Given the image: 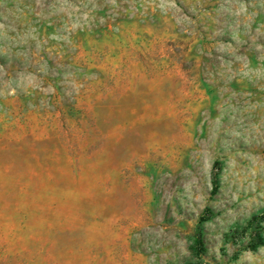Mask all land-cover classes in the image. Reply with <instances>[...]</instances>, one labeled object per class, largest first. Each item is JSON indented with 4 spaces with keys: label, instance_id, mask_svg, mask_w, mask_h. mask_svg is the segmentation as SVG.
<instances>
[{
    "label": "rangeland",
    "instance_id": "374dc122",
    "mask_svg": "<svg viewBox=\"0 0 264 264\" xmlns=\"http://www.w3.org/2000/svg\"><path fill=\"white\" fill-rule=\"evenodd\" d=\"M0 264H264V0H0Z\"/></svg>",
    "mask_w": 264,
    "mask_h": 264
},
{
    "label": "trees",
    "instance_id": "16d2710c",
    "mask_svg": "<svg viewBox=\"0 0 264 264\" xmlns=\"http://www.w3.org/2000/svg\"><path fill=\"white\" fill-rule=\"evenodd\" d=\"M207 215H208V214H207ZM208 218H209L208 216L203 215V216L201 217V222H202V221H206ZM196 241H197V245H198L199 249H201V248L203 247V238H202V230H201L200 227L198 228V232H197V240H196Z\"/></svg>",
    "mask_w": 264,
    "mask_h": 264
}]
</instances>
